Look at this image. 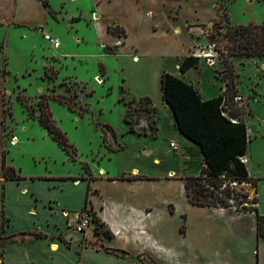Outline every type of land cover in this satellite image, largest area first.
<instances>
[{
  "label": "rangeland",
  "instance_id": "374dc122",
  "mask_svg": "<svg viewBox=\"0 0 264 264\" xmlns=\"http://www.w3.org/2000/svg\"><path fill=\"white\" fill-rule=\"evenodd\" d=\"M131 1L126 5L118 0H113L111 4L96 2L98 4L96 6L92 0H50L52 7L57 11L54 15L57 21H60L54 26L55 31L50 33L53 37L59 36L61 48H65L64 52L68 54L63 57L58 55L62 49L55 53L41 36H38L34 27H20L16 32L4 33L2 40L6 36L4 56L8 71L4 121H13L19 138L23 137V134L29 135V130L22 132L26 121H36L38 127L36 128L43 131L44 128L38 121L34 117H29L28 109L24 105H31L37 116L40 96L43 95L47 99L56 126L64 133L76 153L74 161L68 157L65 169L71 174H77L79 171L78 180L89 181V184L100 179L96 181L99 188L95 190L89 188L86 205L81 213L76 214L80 218L82 214L91 219V226L83 232L93 233L97 237V242L90 241L89 244L108 250L100 242L106 237L103 231L110 230L111 226L105 222L108 219L118 228L116 229L118 233L120 231L127 233V237L122 235L118 239V244L127 243L132 247L130 249L133 252L134 263L189 264L193 254L189 250L186 251L185 241L179 235V232L184 233V227L182 224L178 225L180 222L178 216L163 219L165 204L168 203L166 200L174 197L175 192L176 200L182 199L183 203L186 201L189 205L204 206L194 204L186 197L185 185L191 178L183 179L180 192H177L175 184L169 183L170 190L164 195L167 189L163 187L162 181L171 177L166 176L168 169H177L178 158L169 153L168 143H161L160 140L150 142L141 138L138 140L129 134L124 116L130 110L127 118L132 122L137 121L135 123L137 125L140 124L139 121L141 123L146 121L150 131L156 117L155 109L146 98L136 99L147 94L154 106L160 110L163 120L166 119V114H163L160 107L161 91L155 74L161 68L166 73H177L174 70L176 60L184 56L187 52L186 46L193 38L192 50L202 61L191 70L187 78L193 81L194 85L199 82L204 87V94L209 96L218 92L221 87L224 90L225 77L231 72L235 84L233 87L229 86L227 90L228 98L224 112L230 118L235 115L244 124L249 122V125L245 124L246 130L263 127L264 58L229 56L228 47L231 42L227 39L226 32L231 26L264 23V0H218L216 4V0H194L195 3L193 0H183L180 4V18L191 20L194 17L193 12L197 11L196 18L206 22L211 15L215 16L216 10L217 17L209 25L203 26L204 35L195 29H191L190 32L189 28L192 27L187 26L183 33L179 32V36L173 39H170L166 30L160 31L155 37L148 36L147 33L144 38H138L144 47L149 48V52H146L149 60L145 61L143 70L146 78L144 75L142 77L137 67L132 66L126 58L102 55L99 47L101 41L103 43L107 39L105 33L100 31L102 25L112 20L117 24L126 19L133 21L139 12L136 1L141 4V8L146 6L156 9L162 8V4L164 8L173 7L176 2L182 0ZM92 11L96 12L97 20L90 21ZM35 15L37 19L34 21L44 18L41 11L36 10ZM171 19L172 17L168 21L170 24L173 22ZM180 20L175 19V25L177 22L180 24ZM156 42L162 44L164 48H172L174 55L161 60L153 58V52L159 49ZM101 47L104 52H110L104 45ZM3 65L0 61V66ZM101 65L105 71L103 77L102 72L100 73ZM97 74L103 85H99L97 78H94ZM8 81L13 82L11 87ZM127 93L136 98L128 96ZM59 97L68 101L72 111L57 102ZM105 125L111 130H107ZM142 146L146 151L158 146L156 156L160 159V164L159 162L152 164L151 156L141 157L139 148ZM118 147L122 150L112 149ZM197 162L201 163L200 160ZM18 164L26 166L23 158L19 159ZM134 166L141 167L144 175L160 177V180H150L138 187L123 183L136 178L142 179L132 176L138 175L132 171L131 175L124 173ZM98 168H103L104 174H101L102 169ZM229 181L228 174H225L223 183L229 184ZM75 183L78 181H73L72 185ZM248 183L253 192L254 183ZM244 189V186L228 188V193H234L233 201L221 205L223 210L234 212L254 210L253 193L250 197L248 191ZM124 200H129V204L123 205ZM143 202H148L150 206L142 208ZM95 219L99 220L101 227H96ZM73 225L71 228L74 229ZM161 241L166 249H163ZM1 249L2 247L0 260ZM112 250L118 256L123 255L120 248Z\"/></svg>",
  "mask_w": 264,
  "mask_h": 264
},
{
  "label": "crops",
  "instance_id": "0c3cea01",
  "mask_svg": "<svg viewBox=\"0 0 264 264\" xmlns=\"http://www.w3.org/2000/svg\"><path fill=\"white\" fill-rule=\"evenodd\" d=\"M48 1L49 8L57 12ZM113 0H92L93 3L103 2L111 4ZM123 4L132 2L131 0H118ZM218 0L215 1V4ZM97 2V3H96ZM135 2V1H134ZM195 3V1H192ZM181 2H176L173 7L164 8H147L140 7L136 1L139 12L133 21L124 20L117 24L115 21L104 22L101 33H105L106 41L102 43L99 50L102 55L112 57H121L129 60L130 64L137 67L142 77L145 76L143 70L149 48L144 47L142 41L138 38L148 36L155 37L160 31L166 30L170 39L176 38L179 32L183 33L187 26H207L216 17V14L206 22H201L197 17V11H194V17L191 20L180 18ZM216 8V7H215ZM43 13V19H37L35 11ZM90 21L97 20L94 11L90 12ZM172 23L170 24V18ZM181 19L180 24L174 23L175 19ZM79 21V20H78ZM77 22V21H76ZM111 22V23H110ZM162 22L160 25L159 23ZM60 21L52 19L48 15L40 0H0V61L6 69V59L4 54L5 38L2 40L4 33L9 34L16 32L20 27H44L49 34L54 32V26ZM108 25H120L126 31V37H118L106 31ZM136 25V26H135ZM170 25V27H168ZM99 31V32H100ZM37 33V32H36ZM173 35H171V34ZM38 34V33H37ZM176 34V35H175ZM52 35V34H51ZM55 35V34H54ZM38 36H40L38 34ZM60 42L57 50L60 57L66 56L65 48H61L62 43L59 36L55 35ZM42 39V38H41ZM43 40V39H42ZM158 43L152 57L156 59L169 58L174 55L172 48H164ZM102 45L112 49L114 54L106 53L102 50ZM187 52L181 59L176 60L174 70L177 73H169L186 84L192 85L200 94L202 101L210 100L222 93V87L218 92L212 95L204 94V87L199 82L194 85L193 81L187 76L190 74L189 69L184 74L179 72V64L185 57L190 55L199 57V63L202 61L200 56L193 52V38L187 44ZM151 57V58H152ZM137 59V62L133 60ZM102 66V65H101ZM162 69V70H161ZM156 71V79L160 86V76L163 68ZM7 71V70H6ZM102 72V73H101ZM101 76L105 75L104 68L100 71ZM7 74L3 75L0 70V238L5 241V245L1 249V264H143L135 262L132 259V248L127 243L118 244V239L127 237V233L120 231L118 228L106 219L105 221L110 228L112 238L103 237L102 245L108 250L96 247L91 242H97V237L91 232L78 233L72 227L76 222V214L82 211L86 205V195L88 188L98 189L95 180L89 184V181L78 180L80 172L77 174L70 173L65 169L68 164V155L58 144L51 139L47 132L43 129H37L36 121H26L23 133L29 130V135L23 134L19 138L14 128L13 121H4L5 106V89ZM99 75H95L97 78ZM146 78V76H145ZM8 80V79H7ZM11 85L12 81H8ZM125 89V87L123 86ZM126 92V90H124ZM128 96L134 97L127 93ZM136 98V97H134ZM146 98L153 109H155L156 117L152 125L154 126V135H150L148 124L146 121L139 125L135 124L136 132L145 131L146 134H138L129 132V134L145 141L160 140L161 143H168L171 154L178 158V167L176 170L168 169L163 179V187L167 189L164 195L170 190L169 183L175 184L174 187L180 192L183 179L193 178L206 168L203 156L199 147L185 138L178 130L174 115L170 107L162 100L160 107L166 119L163 120L161 112L154 106L150 97L145 94L136 99ZM249 125V122L245 123ZM128 125V124H127ZM259 126V125H258ZM259 126L260 129H249L248 143L246 153L243 155L244 165L248 172L249 181L254 183V191L245 185V191H248L250 197L256 200L253 203V209L245 212H234L223 210L224 208H208L189 205L182 199L176 200L174 197L168 198L165 204L166 211L163 219L178 216L180 224L184 227V233L179 235L185 241L184 247L193 254L189 259V264H264V125ZM37 127V128H36ZM129 130V125H128ZM253 130V131H252ZM253 135V136H252ZM251 136L253 137L251 139ZM15 138V143H8ZM175 143L176 151H172L170 143ZM158 146H153L152 150H147L142 146L139 148L141 157H152V164L156 161L160 164V159L156 156ZM255 148V150H252ZM122 150V149H120ZM118 150V151H120ZM19 156V157H17ZM20 158L26 163V166L18 164ZM200 160L201 163L197 162ZM158 164V165H159ZM4 165L12 167L20 176V179L6 178L4 176ZM154 165V166H158ZM27 169V170H26ZM102 169L103 168H98ZM136 170L142 179H132L128 181H120L132 186L138 187L147 181H159L160 177H148L143 174L141 167L134 166L125 174H130ZM123 174V173H122ZM121 174V175H122ZM99 176V175H98ZM174 176V177H173ZM101 177V176H99ZM176 178V179H175ZM73 181H78V186H73ZM164 190V189H163ZM129 204V200H124L123 205ZM150 206L148 202H143L141 207ZM170 206V207H169ZM104 218V216L102 215ZM126 219V218H125ZM124 221V220H123ZM73 225V226H74ZM114 227V229L112 228ZM121 235V236H120ZM162 247L166 249L163 241ZM159 247V246H158ZM111 248V249H110ZM112 248H120L123 255L118 256L116 252H112ZM204 259V260H203Z\"/></svg>",
  "mask_w": 264,
  "mask_h": 264
},
{
  "label": "trees",
  "instance_id": "16d2710c",
  "mask_svg": "<svg viewBox=\"0 0 264 264\" xmlns=\"http://www.w3.org/2000/svg\"><path fill=\"white\" fill-rule=\"evenodd\" d=\"M40 1L43 7L47 9L48 15H50L52 19H55L53 11L49 8L48 1ZM106 31L118 37H126V31L120 25H108ZM226 37L231 42L230 47H228L229 56L264 58V23L231 26L226 32ZM211 41L210 39L209 42L211 43ZM106 48L109 49V54H114L112 49L109 47ZM198 63L199 57L193 55L185 57L179 64V72L184 74L189 69L196 68ZM0 70L3 75L7 74L5 68H0ZM234 84L235 82L231 76V72H228L227 77H225V88L222 90L227 98V90L229 86L233 87ZM160 91L162 100L172 110L179 132L199 147L206 165V168L202 170V172H205L211 177L210 181L217 187L221 183V176L228 174L230 180H236L240 183L248 182L249 177L247 169L239 160V157L246 153L249 140L246 127L235 115L231 118L235 119L237 123H231L221 115L219 109L221 96L218 95L210 100L202 101L200 94L192 85L186 84L177 77L165 72L160 76ZM57 100L59 104L65 105L69 111H72L71 105L68 101H65L63 97H59ZM24 106L28 109L29 117H34L40 126L47 131L51 139L74 161L76 153L73 150V146L68 143L64 133L56 126L47 99L43 95L40 96V102L38 104L39 114L37 116H35V110L31 105ZM129 112L130 110L125 113L124 121L129 125L130 132H136L134 123L127 118ZM105 127L107 130H111L108 125H105ZM150 130V135L153 136L155 130L153 125L150 126ZM136 133L140 135L146 134L145 131ZM112 149L118 151L122 148L118 147ZM110 151L113 150L110 149ZM4 176L6 178L20 179V176L16 173L14 168L5 165ZM198 179V177H193L189 179L185 185L187 188L186 197L194 204L201 203L194 202L190 199L189 189L195 185L193 189L194 194L200 193L202 188L197 183ZM88 192L86 196H88ZM255 202L256 200L253 199V203ZM201 205L204 207L208 206L206 204ZM95 220L97 223L96 227H101L99 220ZM103 234L108 238H112V234L109 230L103 231ZM5 244V241H2L0 238V248Z\"/></svg>",
  "mask_w": 264,
  "mask_h": 264
},
{
  "label": "built area",
  "instance_id": "2783aa9c",
  "mask_svg": "<svg viewBox=\"0 0 264 264\" xmlns=\"http://www.w3.org/2000/svg\"><path fill=\"white\" fill-rule=\"evenodd\" d=\"M203 27L201 26H194L192 28H189L190 32H192L191 29H195V31H199V34L204 35L205 32L202 29ZM36 32L41 36V38L43 39V41L45 43H47L49 45V47L51 49H53L54 51L57 50L60 47V42L57 38L53 37L51 34L47 33L45 31V28L40 26L37 27ZM197 57V56H196ZM221 96V102H220V112L221 115L228 119L231 123H237L235 122L233 119H231L230 117L227 116V114L224 112V107H226V101H227V97L226 95L223 93L220 94ZM247 131V136L249 133V129L246 130ZM16 139L12 138L11 141H9V143H15ZM170 148L173 151H176L177 146L175 145V143H170ZM239 160L241 163L244 164L245 160L243 159V156L239 157ZM198 179V184L200 185V187L202 188V190L200 191L199 194H194V187L195 185L189 189V195H190V199L193 200L194 202L197 203H201V204H206L208 206V208H223L221 205L226 204V203H232L233 201V196L234 193L230 192L227 193V189H234V188H238L241 186H245L247 185V182H238L236 180H230L229 184H224L223 180L225 178L224 175L221 176V183L219 184V186H215L214 183H212L211 177H209L205 172H200V174L197 176ZM82 211H80L79 213H81ZM81 218L79 216H76V224L74 226V230L78 233H82L84 229L88 228L89 226H91L92 222L91 219H89L86 215H82L81 214Z\"/></svg>",
  "mask_w": 264,
  "mask_h": 264
},
{
  "label": "bare ground",
  "instance_id": "6f19581e",
  "mask_svg": "<svg viewBox=\"0 0 264 264\" xmlns=\"http://www.w3.org/2000/svg\"><path fill=\"white\" fill-rule=\"evenodd\" d=\"M134 62H137V60L134 59ZM97 81H98L99 85H103L102 82H101V79H100V78H97ZM155 163L157 164V161H156ZM132 172H133V174H138V172H137L136 170H133ZM100 173H101V174H104V171H103V170H100ZM79 184H80V183L78 182V183H75V184H73V185H74V186H78Z\"/></svg>",
  "mask_w": 264,
  "mask_h": 264
}]
</instances>
